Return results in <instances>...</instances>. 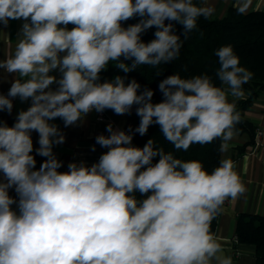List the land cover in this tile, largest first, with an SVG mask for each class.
Segmentation results:
<instances>
[{
    "label": "clouds",
    "instance_id": "obj_1",
    "mask_svg": "<svg viewBox=\"0 0 264 264\" xmlns=\"http://www.w3.org/2000/svg\"><path fill=\"white\" fill-rule=\"evenodd\" d=\"M251 3L238 0L237 13L247 14ZM206 4L0 0V25L23 21L14 49L0 59V82L10 84L0 92V112L11 114L16 99L29 102L11 126L0 121V264H233L211 231L225 201L246 191L233 162L222 159L209 172L153 138L133 144L153 125L177 151L220 139L223 152L233 138L241 122L236 101L253 73L231 45L215 52L220 86L208 74L174 73L160 80L154 102L155 91L127 75L175 61L183 46L176 26L186 39L198 18L213 15ZM109 65L124 75L102 80ZM133 109L137 127L109 123L108 135L95 137L106 149L97 162L74 160L61 171L54 148L66 137L56 120L78 127L93 111Z\"/></svg>",
    "mask_w": 264,
    "mask_h": 264
},
{
    "label": "trees",
    "instance_id": "obj_2",
    "mask_svg": "<svg viewBox=\"0 0 264 264\" xmlns=\"http://www.w3.org/2000/svg\"><path fill=\"white\" fill-rule=\"evenodd\" d=\"M194 2L201 3L198 0H194ZM135 22L136 20H129L127 24ZM154 31V28L150 29L143 35L142 39L145 42L152 40ZM176 32L181 36L183 46L179 57L175 61L169 64H161L157 68L141 65L136 71L127 74L128 78H135L142 87L147 86L153 89L155 91L154 102L161 100V94L157 90L160 80L174 73H179L183 78L208 74L213 78L214 83L220 86V81L215 77L216 70L219 67L215 52L221 46L231 45L240 58V66L253 73L252 79L242 86L247 96L236 101L237 111L241 114V122L235 126L234 132L247 134L250 138L244 148L238 150L237 156H242L246 148L254 144L256 132L255 126L245 118V112L264 90V11H253L239 15L236 8L231 7L223 19H216L212 16L208 19L198 18L196 29L189 33L186 39L183 35L182 26L177 25ZM157 72L161 76L157 77ZM115 75H124V73L109 65L108 69L101 73V78L102 80L111 79ZM14 121H11L8 125L11 126ZM150 138H153L157 147H162L166 152H173L181 160L201 161L209 172L217 167L222 160L220 150L222 141L220 139L205 145L193 144L187 151H177L173 145L164 139L159 126L153 125L146 135L136 134L133 138V144L143 147ZM36 160L38 168L43 158L37 156ZM220 214L221 211L212 221V232L217 227ZM235 237L238 244L255 246L256 264H264L263 216L239 215Z\"/></svg>",
    "mask_w": 264,
    "mask_h": 264
},
{
    "label": "crops",
    "instance_id": "obj_3",
    "mask_svg": "<svg viewBox=\"0 0 264 264\" xmlns=\"http://www.w3.org/2000/svg\"><path fill=\"white\" fill-rule=\"evenodd\" d=\"M201 2V0H198ZM238 0H207L206 6L214 8L213 18L223 19L231 7H237ZM264 11V0H252L248 12ZM247 12V13H248ZM22 20H10L6 28L0 25V59L5 54L11 53L15 46L17 33L21 28ZM11 79V77L9 78ZM10 84L0 82V92L7 93ZM245 94L244 97H246ZM233 98L229 96L231 101ZM29 102L21 103L19 99L14 101L11 114L0 112V121L9 124L15 120L20 110L27 109ZM245 118L249 120L256 129L261 130L264 141V90L254 100L245 112ZM139 117L133 109L130 115H116L111 110L107 111L104 119L98 118L95 111L88 114L83 125L78 127L63 126L61 120H56L66 140L63 144L54 148L58 158L64 162L63 171L67 170L70 161H85L88 165L97 162L99 156L106 151L95 143L97 135H108L106 126L112 123L114 127L127 130L129 126L137 127ZM247 134L234 132L233 138L227 143L226 151L222 152V159H230L234 164V170L240 176L246 191L236 199H227L222 205L221 214L214 232V236L221 243L226 255H230L233 264H256V248L249 244H238L235 233L237 218L241 214L257 215L264 217V148L256 150L254 144L248 146L242 156L238 157L239 149L249 142ZM37 136L33 133L34 145ZM255 143V141H254ZM38 146V145H35ZM95 146V151L92 150ZM15 195L14 192H10Z\"/></svg>",
    "mask_w": 264,
    "mask_h": 264
},
{
    "label": "built area",
    "instance_id": "obj_4",
    "mask_svg": "<svg viewBox=\"0 0 264 264\" xmlns=\"http://www.w3.org/2000/svg\"><path fill=\"white\" fill-rule=\"evenodd\" d=\"M3 93V92H2ZM7 94V93H6ZM107 111H104L103 113H96L98 118L104 119L107 116ZM254 148L256 150L260 149V148H264V141L262 140V132L259 129H256L255 132V143H254Z\"/></svg>",
    "mask_w": 264,
    "mask_h": 264
}]
</instances>
